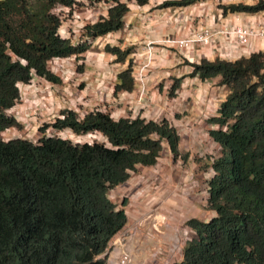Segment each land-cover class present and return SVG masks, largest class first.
Instances as JSON below:
<instances>
[{"label": "trees", "instance_id": "obj_1", "mask_svg": "<svg viewBox=\"0 0 264 264\" xmlns=\"http://www.w3.org/2000/svg\"><path fill=\"white\" fill-rule=\"evenodd\" d=\"M107 16L84 26L85 37L105 36L121 29L129 11L126 1L111 0ZM143 5L148 0H134ZM200 0H165L159 7L188 6ZM73 0H0V133L20 128L6 114L20 98L18 84L33 76L52 83L61 79L48 67L54 58L81 57L90 47L59 35L61 21L53 11ZM223 11H264V0L232 3ZM118 72L114 93L131 91L133 51L106 44ZM190 75L211 79L227 89L218 116L210 122L226 130L209 134L220 145L209 181L208 221L191 218L193 231L173 264H264V52L232 61L202 58ZM82 70V68H79ZM173 79L172 95L179 85ZM45 126L75 135L99 132L106 142H71L45 134ZM39 130L36 140L0 137V264H106V250L127 223L124 210L109 191L125 182L139 166L156 163L163 145L173 158H187L179 135L168 120L121 117L108 112L73 110Z\"/></svg>", "mask_w": 264, "mask_h": 264}, {"label": "rangeland", "instance_id": "obj_2", "mask_svg": "<svg viewBox=\"0 0 264 264\" xmlns=\"http://www.w3.org/2000/svg\"><path fill=\"white\" fill-rule=\"evenodd\" d=\"M73 1L75 8L72 14H69L65 7L60 6V4L53 11L61 19L59 34L70 38L73 43H78L87 39L83 33L84 25L88 21L94 20L95 16L102 12V6L108 1ZM129 4L131 8L145 5H139L135 1ZM141 15L145 16L142 13ZM121 33H124L123 30ZM104 38H107L108 41ZM114 39L111 35L109 37L103 36L99 41L93 43L81 57H71V59L63 61L50 60L48 62L49 69L59 76L61 81L52 83L43 78L35 77L23 84L20 87V98L11 109L6 110V114L14 116L21 127L8 128L0 133V137L3 139L22 137L36 140L40 128L52 123L62 110L67 109L74 110L79 116L91 110H101L109 112L113 118L137 114L155 120L167 117L172 125L175 123V128L181 137L185 135V130L188 131V135L199 134V129H202L203 132L208 130L205 122H210L209 119L213 116L205 113L200 116L192 115L190 102L189 104L184 102L181 106L175 107L177 109L173 105L170 106L171 95H168V92L173 82L171 79L181 77L183 80L187 76L188 73L184 71L183 67L186 63L165 64L162 72L153 76L150 72L153 56L149 55L147 51H143L144 43L121 47L131 46L133 48L129 57L132 58V69L137 68L134 74L138 73V76L132 91L114 94L113 86L116 81V74L126 67V64L115 62V56L104 50L102 44L115 46L116 42L113 44ZM80 67L82 70L79 69ZM187 70L189 69L187 68ZM139 72L142 74L141 77H139ZM217 83L219 84V81ZM213 84L216 85V83ZM164 92L168 99H159L158 94L162 95ZM174 96L176 95L174 94ZM197 122H200L202 126H197ZM192 125H194L193 129L190 128ZM53 132L51 127L46 128L45 126V133L51 134ZM54 133L71 142L82 143L102 140L101 135L94 136L93 133L91 135L88 133L75 135L70 130ZM205 143V139L202 140L199 137L192 142H182L180 150L183 154H188L186 160L181 157L173 158L168 151V146L163 145L157 164L140 166L132 172V177L137 180V186L134 188V185L125 181L109 191L110 199L119 205L126 200L127 203L124 208L128 214V219L131 220L134 216L132 209L136 206L135 204L140 202V199L148 206L153 204V201L150 202V197L153 195L156 199H162L166 193L167 195L174 194L182 202V205H179L183 212L182 220L197 218L208 221L215 215V212L209 208L205 191L208 184L204 174L209 171L211 157L215 158L220 154V147L213 144L214 147L208 149L210 151H206L207 143ZM166 170L169 172H165ZM153 185L154 189L150 188ZM184 185H186L185 191L180 196L177 195V187ZM141 186L148 188L144 197L138 196V189ZM179 259H181V254L178 255Z\"/></svg>", "mask_w": 264, "mask_h": 264}, {"label": "built area", "instance_id": "obj_3", "mask_svg": "<svg viewBox=\"0 0 264 264\" xmlns=\"http://www.w3.org/2000/svg\"><path fill=\"white\" fill-rule=\"evenodd\" d=\"M107 1H108V3L102 6V12H99L95 16L94 20L88 21L86 24L93 23L94 21L98 20L100 17H106L107 16L108 8L113 5V2L111 0H107ZM132 1L134 2V0L126 1L128 4V7L130 6L129 3ZM211 1L212 0H200V1H197L193 4H190L188 6H168V7L174 8L176 13H177V16H180V15H183L184 13H186L185 16L187 15V17H192L193 14H195V15L198 14L199 8L207 6L209 4V2H211ZM214 1L217 2L218 4H220L222 2V4L224 6H227V5L232 4V3L254 4L257 2V0H214ZM60 6L65 7L66 11H68L69 14H72L74 12L75 3L72 4L71 6H66V5H62V4H60ZM227 11H229V10H227ZM260 12H262V14H264V11H260ZM260 12H255V13H260ZM244 13H248L251 15L253 14V13H249V12H244ZM77 18H79V16H77ZM60 21H61V19H60ZM83 29H84V27H83ZM58 31H59V29H58ZM59 35L62 36L61 33ZM109 36H110V33L107 34V37H109ZM62 37H64V36H62ZM102 37L103 36H99L96 38L86 37L87 38L86 41L91 46L93 43L99 41ZM64 38H68V37H64ZM219 38H220V41H217ZM104 40L108 41L107 38H104ZM254 40L264 41V16H261L259 19H256L253 16V18H250V20L248 22L247 21L244 22L240 16H235L234 21L231 22L230 24H228L222 28H215V29L211 28L209 25H207L205 23H200L187 36L181 37V38H170V37L164 38V39L160 40V43L166 47L173 48L179 54V56L182 60L181 62L186 61L185 66L191 72L193 69L192 64L198 63V62L193 60L190 53L192 50H194V48L197 45L216 47L215 52L220 57H222L223 59L230 61L231 59L235 60V59H238L241 57L249 56L250 54H252L254 52L262 51V50H254V49L249 47L251 42ZM73 44H77V43H73ZM102 45L105 46L106 44H102ZM155 46H156V44L154 42H147L145 44V47H143L144 48L143 51H147L149 55L153 56V54L155 52V48H156ZM262 52H264V51H262ZM71 57H75V56H70V57H65V58L57 57V58H54V60L63 61V60L71 59ZM135 71H137V68H134V70L132 69V76L134 78V86H135V80L137 79V76H138V73H136V75L134 74ZM117 74H116V81H117ZM141 76H142V74L139 72V77H141ZM35 77L36 76H33L32 78H35ZM197 77H199V76L197 75ZM141 82H142V79H141ZM203 82L208 85L209 79H203ZM22 85H23V83L18 84L19 90H20V87ZM171 85H172V83H171ZM134 86H133V88H134ZM141 91H142V87H141ZM113 92H114V86H113ZM124 92H130V91H120L116 95H118L120 93H124ZM174 94L176 96L183 98L182 90L179 92V86L174 88L173 93L169 99L170 101L174 97ZM168 95H170V91L168 92ZM158 97H159V99H162V98L168 99V96L165 94V92L162 95L158 94ZM225 98H226V95L222 96V97H218L215 100L208 98L205 101L206 109H205L204 113L211 115L212 111H218L220 103L222 101H224ZM213 108L215 110H211ZM69 110H71V109H69ZM91 111H94V110H91ZM98 111H101V110H98ZM102 112H106V111H102ZM86 113L87 112H85L84 114H81L80 116L77 113L76 114H77L78 118H82ZM109 115L114 120L121 118V117L113 118L110 113H109ZM218 115H219V112H217L216 116H218ZM136 116H139V117L144 118L146 120H154V121H159L161 119L168 120L167 117H162V118L157 119V120L148 119V118H145L144 116H141L140 114H137L135 116H122V117L135 118ZM57 117H61V114L56 116L53 119L52 123L54 122V120ZM169 123L171 124L170 121H169ZM172 126L175 127V125H172ZM213 129L226 130V125L220 126L218 123L212 122L210 130H213ZM53 131L54 132H60L63 130H54L53 129ZM176 131L179 135V141H180L181 135L179 134L177 129H176ZM54 132L51 134H49V133H45V134L56 135V136L60 137L59 135L55 134ZM92 133L94 136L97 134L101 135L102 140H100V141L106 142V138L101 133L90 132V133H88V135H91ZM187 133H188V131L185 130L184 134L188 135ZM198 133L199 134H197V133H195V134H197L199 136L204 135L207 139L210 138L212 140V142H214V144L219 145L215 140L212 139V137L209 134V131L203 132L202 129H199ZM63 139H65V138H63ZM219 147H220V145H219ZM158 158H157V160H158ZM215 158L211 157V162H210L211 165L209 167V171L207 172V174H204V178L207 179V184H208V187L205 190L206 194H207L206 195L207 198L209 197V191H208L209 181L215 174V171L212 167V163H213ZM155 164H157V161ZM132 172H134V171H131L130 176L132 175ZM129 178L126 180L127 182L129 181ZM130 184H132V183H130ZM185 186L186 185H184L183 187L182 186L177 187L176 194L180 196V194H182L185 191V189H186ZM150 188L154 189V185L151 186ZM147 191H148L147 187H143V186L139 187L138 196L144 197L146 195ZM108 197H109V195H108ZM140 201H142V199H140ZM151 201H153V204L149 205V211L146 214V218L144 220L139 222V219H137L135 222V226L130 224V223L129 224L126 223L127 225L125 224V226L112 239L110 246L106 250V253H105L106 254V264H173L174 262L178 261V255L182 254V249H183L184 245L192 239L193 231L187 225L188 220H186V221L182 220L183 212L181 211L179 205H176L175 208L171 207V209H170L171 211H168L169 213L167 214L166 212H167L168 208L165 207V204L163 203L162 200L156 199V197L153 195L150 197V202ZM124 210H125V208H124ZM162 210L165 212L161 213ZM125 213H126V211H125ZM171 214H174L176 216V219L173 217V221L170 224V226L172 228L171 239L169 242L159 240V235L162 231V225H165L166 222H169V220H171L170 219ZM126 215H127V213H126ZM127 220H128V215H127ZM145 220H147L149 225L146 228L144 235L147 239L150 240V246L148 248V250H149L148 253H146L144 256L143 255L139 256V255H137L136 251L134 250L135 244H134L132 238H133V234H134L135 229H137V227L140 226L142 224V222ZM132 228H134V230H131Z\"/></svg>", "mask_w": 264, "mask_h": 264}, {"label": "crops", "instance_id": "obj_4", "mask_svg": "<svg viewBox=\"0 0 264 264\" xmlns=\"http://www.w3.org/2000/svg\"><path fill=\"white\" fill-rule=\"evenodd\" d=\"M165 0H148L147 4L140 6V7H134L131 8L129 6V11L124 16L123 21L124 25L121 29L110 33L111 36H113L115 39L113 40V44L115 43V46L122 47L124 46H136L138 44H146L147 42H154L156 44L155 52L153 54V61L151 63V75L156 76V73L162 72L165 64H171L173 62L183 63L181 62V58L179 54L173 49L166 47L160 43V40L164 38H181L187 36L198 24L205 23L209 25L211 28H222L231 22L234 21L235 16H240L244 22H248L250 18H253V16L256 19H259L261 16H264L262 12L260 13H253L248 14L244 12H230L226 11L224 12L221 5L212 0L209 2V4L205 7L199 8L198 14H193L192 17L185 16L186 13L183 15L177 16V13L174 8L172 7H159V4H161ZM142 14L145 16L143 17ZM176 14V15H175ZM245 19V20H244ZM249 19V20H248ZM121 30H123L124 33L122 34ZM120 32L119 34H117ZM220 41V38L217 40ZM218 43V42H217ZM264 41L260 40H254L249 45L250 48L254 50H262L264 51ZM140 48V47H139ZM216 47H209V46H201L197 45L194 50L191 51V57L194 61L199 62L202 58H205L207 60H213L215 58L220 57L215 51ZM246 57V56H245ZM234 59H231L232 61ZM186 63V61H184ZM184 71L187 74L181 80L180 77H173L171 80L175 78H179V85L183 98L179 96H174L172 100L170 101V106L173 105V107L181 106L184 102H189L191 105V114L192 115H202V113L205 112L206 104L205 101L209 99L215 100L218 97L225 96L227 93V89L217 82L220 80V77L217 76L215 78L209 79V85L205 84L203 80L197 75H190V70H187V67L184 65ZM164 73V72H163ZM162 74V73H161ZM156 83L155 81L153 82ZM158 83V81H157ZM173 83V82H172ZM213 83H216L214 85ZM210 86V87H209ZM209 88V89H208ZM177 109V108H175ZM212 110H215L214 108ZM218 111H212L211 116H216ZM178 117V116H177ZM169 119V118H168ZM197 126H202L200 122H197ZM206 127L209 131L211 129V122H205ZM175 125V123H173ZM191 129L194 128V125L190 127ZM196 128V127H195ZM199 137L200 139L203 137L206 138L204 135H185L181 137L179 141V149L182 146V142H192L193 140ZM202 138V139H203ZM206 145L205 148L206 151H210L208 149H211L214 147V142L212 143V140L210 138H206ZM209 142V143H208ZM169 151V150H168ZM181 151V150H180ZM169 153H171L169 151ZM172 155V154H170ZM188 157V154H187ZM187 159V158H186ZM183 159V160H186ZM165 172H169L166 170ZM166 174V173H165ZM128 184L132 183L131 185H134L135 188L137 186V180L135 177H132V175L129 178ZM178 197V196H177ZM174 194H168L163 195L162 200L165 204V207L168 208V211H171V207L175 208L176 205H182L180 202V199L177 198ZM127 203V201H126ZM136 206L133 207L134 216L130 220L128 219V222L135 226V222L137 219H139V222L144 220L146 218V214L149 211V205H145L142 201L135 204ZM131 206V205H130ZM165 211H161L163 213ZM127 213V212H126ZM128 215V214H127ZM145 215V216H144ZM143 217V218H142ZM173 217L176 219V216L174 214H171V217L169 222H166L165 225H162V231L159 235V240H167L170 241L172 236V228L170 226L171 222L173 221ZM206 221V220H204ZM127 222V223H128ZM147 220L143 221L140 226L135 229L133 234V242H134V250L136 251L137 255L144 256L146 253L149 252L148 248L150 246V240L147 239L144 235L146 228L148 227ZM137 226V225H136ZM131 230H134L132 228ZM136 255V256H137Z\"/></svg>", "mask_w": 264, "mask_h": 264}]
</instances>
